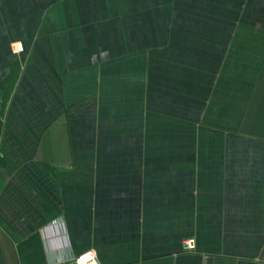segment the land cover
Returning <instances> with one entry per match:
<instances>
[{
    "label": "crops",
    "instance_id": "0c3cea01",
    "mask_svg": "<svg viewBox=\"0 0 264 264\" xmlns=\"http://www.w3.org/2000/svg\"><path fill=\"white\" fill-rule=\"evenodd\" d=\"M263 249L264 0H0V264Z\"/></svg>",
    "mask_w": 264,
    "mask_h": 264
},
{
    "label": "built area",
    "instance_id": "2783aa9c",
    "mask_svg": "<svg viewBox=\"0 0 264 264\" xmlns=\"http://www.w3.org/2000/svg\"><path fill=\"white\" fill-rule=\"evenodd\" d=\"M21 45L14 44L12 45V52L17 54L21 52ZM184 249L187 251L194 249V242L193 240H188L183 244ZM57 264H98L96 254L94 251H87L81 253L77 256L71 257L66 261H59Z\"/></svg>",
    "mask_w": 264,
    "mask_h": 264
},
{
    "label": "water",
    "instance_id": "95a60500",
    "mask_svg": "<svg viewBox=\"0 0 264 264\" xmlns=\"http://www.w3.org/2000/svg\"><path fill=\"white\" fill-rule=\"evenodd\" d=\"M260 259L264 260V249H263V252H262V254H261Z\"/></svg>",
    "mask_w": 264,
    "mask_h": 264
},
{
    "label": "rangeland",
    "instance_id": "374dc122",
    "mask_svg": "<svg viewBox=\"0 0 264 264\" xmlns=\"http://www.w3.org/2000/svg\"><path fill=\"white\" fill-rule=\"evenodd\" d=\"M186 241H188V240H186ZM186 241H184V242H186ZM184 242H183V244H184ZM183 248H184V246H183Z\"/></svg>",
    "mask_w": 264,
    "mask_h": 264
}]
</instances>
